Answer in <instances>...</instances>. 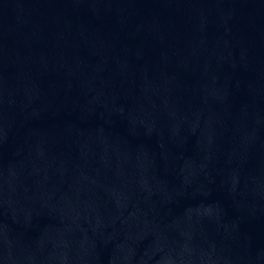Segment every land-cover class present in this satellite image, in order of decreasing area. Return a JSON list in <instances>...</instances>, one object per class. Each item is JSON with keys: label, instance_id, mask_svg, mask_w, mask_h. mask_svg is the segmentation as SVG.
<instances>
[{"label": "water", "instance_id": "water-1", "mask_svg": "<svg viewBox=\"0 0 264 264\" xmlns=\"http://www.w3.org/2000/svg\"><path fill=\"white\" fill-rule=\"evenodd\" d=\"M0 264H264V0H0Z\"/></svg>", "mask_w": 264, "mask_h": 264}]
</instances>
